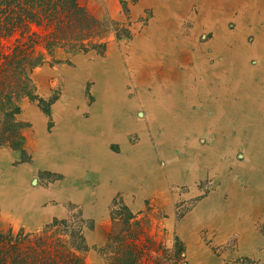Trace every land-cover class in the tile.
I'll return each mask as SVG.
<instances>
[{
    "label": "rangeland",
    "instance_id": "obj_1",
    "mask_svg": "<svg viewBox=\"0 0 264 264\" xmlns=\"http://www.w3.org/2000/svg\"><path fill=\"white\" fill-rule=\"evenodd\" d=\"M154 1H80L96 19L111 22L112 32L103 41L104 51L74 56L58 52L55 63L34 70L35 98L23 100L17 116L24 125L23 147L0 148V224L3 228L9 225L14 232L20 228L34 232L54 220L77 221L89 249L84 254L85 262L105 264L100 249L107 241L112 217L123 212L132 215L131 222H140L146 231L141 241L151 247V252L149 257L142 258L144 264L151 263V257L165 259L171 255L176 242L182 248L185 264H264V213L259 206L252 211L251 215L256 217L252 216V223L247 225L250 229H245L241 226L242 213L236 207L239 204L236 192L253 187V181L244 177L252 175V171L243 168L251 156L242 147L233 149L239 142L234 137L207 139L174 132L172 138L163 126L165 111L156 102L158 81L152 80L145 86L132 78L134 51L141 49L143 40L153 48L159 38L150 33L161 20ZM198 4L192 3V11L171 12L166 18L171 24L168 33L189 37ZM215 23L218 28L216 20ZM217 28L194 34V42L207 47L221 33L233 35V42L241 35L236 18L227 21L224 29ZM174 37L160 36L165 39L161 43L165 51L157 50L160 52L155 54L157 58L145 61L148 62L145 65L153 63V68L146 67L145 73L154 72L157 77L161 73L164 80L166 76L169 80L178 70L179 65H169L175 60L180 61L181 71L193 65L190 56L197 52L195 47L191 42H182L184 47ZM247 37L246 46L253 51L255 36ZM227 40L224 48L228 52L245 54L242 41L233 45L231 39ZM171 45L178 49V56L167 53ZM209 51L207 47L197 52L202 54L199 60H205ZM252 51L250 54H254ZM109 56H116L121 64L117 73L129 75L128 79L123 77L116 93L125 102L124 106L119 103L117 114L126 118L110 122L111 135L104 130L108 118L102 120L112 110L109 104L106 109L101 101L106 95L104 82L82 76L71 79V73L80 74L84 69L80 68L81 62L91 64ZM253 63L259 65L255 56L250 57L249 64ZM179 108L178 104L173 112L177 113ZM151 116L153 123L157 122L156 129L150 131ZM125 121L131 128L126 129ZM112 135L123 136L125 140H111ZM173 140L177 143L172 147ZM217 142L227 151L207 154L206 148L217 149ZM190 144L197 145L199 152L193 154ZM132 148H137L135 157L145 161L129 156L128 150ZM130 171L135 174V181ZM223 215L226 221L220 222ZM146 238L151 241H145Z\"/></svg>",
    "mask_w": 264,
    "mask_h": 264
},
{
    "label": "crops",
    "instance_id": "obj_2",
    "mask_svg": "<svg viewBox=\"0 0 264 264\" xmlns=\"http://www.w3.org/2000/svg\"><path fill=\"white\" fill-rule=\"evenodd\" d=\"M196 1L199 4L195 9L196 16L194 17V12L190 16L191 19L194 17V28L188 33L189 37L168 33V30H171V24L167 21L169 19L166 18L170 16V13L175 10L183 12L189 9L188 11H190L192 3ZM154 2L157 3L161 20L159 19L158 23L154 24L155 27L151 29L150 33L159 38L156 41L157 43H154L153 48L143 40L140 45L141 49L134 51L132 56L134 63L130 65L132 78L137 81L140 80V83L145 86L152 80L154 82L158 81V88L160 89L156 102L165 111L162 116L164 123L160 121L166 127L165 131L171 133L172 138L177 133H181L194 137L205 136L207 139L208 137L216 139L234 137L238 139V147L233 149L236 151L242 147L246 154L249 157L251 156L249 163L246 166L244 165L243 168H249L252 171V175L247 174L244 177L253 181V190L241 188L240 192H236L239 196V204L236 207L240 210L238 212L242 213L241 226L250 229L251 226L247 225L252 223V216H255L251 215V212L259 206L262 215L264 213V0H155ZM233 18H236L237 30L241 33L236 37V40L238 43L243 42L245 54H249V56L243 55V52L240 54L238 51L228 52L224 48V44L228 42L227 39H231V42H233V35L226 36V34L221 33V35H216V38H213L214 41L207 45L211 51L206 52L205 60H199L202 54L197 52H201L202 49L207 50V47H201L194 42L193 35L198 34L201 30H214L217 28V24H214L215 20L219 24L217 29H224L226 22ZM248 34L255 36L256 45L253 51L246 46ZM162 35L166 37L165 39L175 36L174 39L180 40L181 43L191 42L197 50L196 53H192L190 56V62L193 65L183 71L179 68L180 61L170 62V66H179L175 77H169V80H166V76V81L164 77L160 76L161 73L158 77L157 73L154 72H152V75H150L151 72L145 73L146 67L151 66L153 68V63L145 65L148 63L145 61L157 58L155 54L160 53L162 50L165 51L161 44L165 40H161L160 36ZM176 36L182 37L176 38ZM237 42L234 41L232 44H237ZM172 45L171 50L167 53L178 56V49H175ZM238 49L239 47L236 50ZM157 50L160 52H157ZM251 51L254 54H250ZM254 56L258 59L259 65L257 63L249 64L250 57ZM80 68H84L81 69L80 74L71 73L72 80L76 76H82L83 78L90 77L104 82L106 95L101 101H103L102 103L106 106V109H108L109 104L112 110L107 116L105 113L102 120L105 122L106 117L108 118L109 121L104 130L111 135L113 131L109 127L112 124L110 122L116 121L115 123H118L119 120L126 118V115L119 116L117 114V106H119V103L124 106L125 102L124 98L117 96L116 88L122 85L120 82L128 79L129 75L122 76L121 73H117L121 71L122 67L116 56H109L106 60L91 64L81 62ZM111 69H113L112 73L110 72ZM103 74L104 76H102ZM119 76L120 79H118ZM164 84L166 85L163 86ZM162 86L163 88H161ZM141 95H144L142 99H145V93ZM113 101L115 104H113ZM177 101L180 108L177 113H174L173 109L178 105ZM151 119L150 131L156 129L154 123L157 122L153 123V116H151ZM152 123L154 127L151 126ZM125 124L126 129L132 126L127 121H125ZM105 137L108 136L105 135ZM110 138L115 141L118 138L119 140H125L123 136L119 135H112ZM98 143H100V140ZM176 143L177 140H173L170 146L173 147ZM221 144V142H217V149L214 146L206 148L207 154L214 152V150L218 153L227 151L222 150ZM190 146V151L193 154L199 152L200 148L197 145L190 144ZM97 148V150H100V147ZM136 149L128 150L129 156L132 155V158L135 159L137 157L134 155ZM137 159L139 162L145 161L144 158L140 160L137 157ZM252 159H255L256 162ZM126 160L128 159L126 158ZM204 160H206L205 157ZM130 173V177L133 178V171H130ZM133 179L136 180V178ZM253 191L256 193L255 195L252 194ZM246 192L248 193L242 194ZM242 196L245 199L241 200ZM218 207L220 206L216 208ZM245 208L248 209L247 212ZM221 209H218V211ZM225 219V215L219 217L220 222L226 221Z\"/></svg>",
    "mask_w": 264,
    "mask_h": 264
},
{
    "label": "trees",
    "instance_id": "obj_3",
    "mask_svg": "<svg viewBox=\"0 0 264 264\" xmlns=\"http://www.w3.org/2000/svg\"><path fill=\"white\" fill-rule=\"evenodd\" d=\"M80 1L0 0V148L23 147L24 125L17 116L22 101L35 98V69L55 63L58 52L74 56L104 51L111 22L96 19ZM132 219L123 212L112 217L100 249L105 264H144L142 258L150 256L151 247L141 241L146 231ZM174 247L165 259L151 257L145 264H185L179 243ZM88 250L77 221L54 220L34 232H14L0 224V264H87Z\"/></svg>",
    "mask_w": 264,
    "mask_h": 264
},
{
    "label": "bare ground",
    "instance_id": "obj_4",
    "mask_svg": "<svg viewBox=\"0 0 264 264\" xmlns=\"http://www.w3.org/2000/svg\"><path fill=\"white\" fill-rule=\"evenodd\" d=\"M112 70H113V69H111V71H110L111 73H112ZM102 76H104V74H103ZM105 76H106V75H105ZM117 76H118V75H117ZM99 77H101V76H99ZM120 78H121V77H120ZM116 86H117V85H116ZM116 89H117V88H116ZM120 91H121V90H120ZM122 95H123V94H122ZM122 98H123V97H122ZM116 103H117V102H116ZM113 104H115L114 101H113ZM124 109H125V108H124ZM103 112H104V111H103ZM116 115H117V114H116Z\"/></svg>",
    "mask_w": 264,
    "mask_h": 264
}]
</instances>
